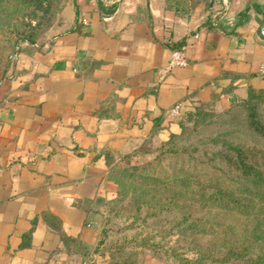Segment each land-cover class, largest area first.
<instances>
[{
  "label": "crops",
  "instance_id": "1",
  "mask_svg": "<svg viewBox=\"0 0 264 264\" xmlns=\"http://www.w3.org/2000/svg\"><path fill=\"white\" fill-rule=\"evenodd\" d=\"M263 24L264 0H217L187 17L164 0L67 1L0 69V264H105L78 244L94 243L115 195L106 159L147 154L199 105L217 113L264 92ZM171 49L186 64L160 79Z\"/></svg>",
  "mask_w": 264,
  "mask_h": 264
},
{
  "label": "trees",
  "instance_id": "2",
  "mask_svg": "<svg viewBox=\"0 0 264 264\" xmlns=\"http://www.w3.org/2000/svg\"><path fill=\"white\" fill-rule=\"evenodd\" d=\"M61 1L60 10L67 0ZM53 2L0 0V22L9 25L16 16L6 17L7 7L16 6L25 10L27 20L21 29L12 28L17 36L1 69L13 53L39 40L52 18ZM185 2L164 0V8L187 17L191 8ZM263 105L264 92L252 89L217 113L199 105L181 117L179 130L167 140L138 150L153 152L146 164L127 165L132 154L111 165L106 159L116 190L103 205H120L123 233L111 239L102 216L94 243L78 244L83 256L106 255L105 264H142L144 252L177 264H264ZM208 127L215 129L200 135Z\"/></svg>",
  "mask_w": 264,
  "mask_h": 264
},
{
  "label": "rangeland",
  "instance_id": "3",
  "mask_svg": "<svg viewBox=\"0 0 264 264\" xmlns=\"http://www.w3.org/2000/svg\"><path fill=\"white\" fill-rule=\"evenodd\" d=\"M70 1V0H67ZM66 1V2H67ZM213 1H217V0H186V2L184 4H186L188 7H190L191 9L189 10V14H191L194 9L196 7H202L203 9H209L213 3ZM65 2V3H66ZM64 3V4H65ZM62 4L61 0H57V3L53 2V14H52V18L48 24V26H46L45 30H42L39 32V39L44 35V33L53 25L57 22L58 17H59V13H60V6ZM64 6V5H63ZM188 14V15H189ZM25 15V10L19 6L13 7V8H9L7 7V15L6 17H15L14 20H8L10 23L9 25L6 24V22L3 20L0 22V69L3 66V63L5 62L6 59V54L8 51V48L10 46L11 43V39H15L16 35V31L13 30L12 28L16 27L18 29H21L22 27V23H25L26 18H24ZM22 21V22H21ZM33 23V22H31ZM8 39H10L8 41ZM186 126H190V122L189 123H185ZM215 128L212 127H208L202 130V132L200 133V135H204L207 133H210L211 131H213ZM153 156V152H148L147 154L144 155H139L138 157L132 158L130 157V159L128 160V164L130 166H142L144 164H146L151 157ZM127 165L125 164H119L118 168L120 167H127ZM123 183H126V180L123 181ZM125 204V203H124ZM120 205H115L110 204L106 206L102 207V212H101V217L103 216V223L102 225H105L107 228H109V236L111 239H119L122 235V229L125 223V219H123L120 216L119 209ZM101 217H100V224H101ZM125 232V230H124ZM125 233H130L129 231H126ZM176 235H173L171 237V241L173 242V240H176ZM148 255L152 258H155L153 256H151V254L149 252H144L142 255H140V259H141V263H143L144 260V256ZM106 256V255H105ZM107 257V256H106ZM158 259V258H155ZM161 260V259H158ZM163 264H177L176 262H173L171 260L168 261H163Z\"/></svg>",
  "mask_w": 264,
  "mask_h": 264
},
{
  "label": "built area",
  "instance_id": "4",
  "mask_svg": "<svg viewBox=\"0 0 264 264\" xmlns=\"http://www.w3.org/2000/svg\"><path fill=\"white\" fill-rule=\"evenodd\" d=\"M259 34L264 37V24L259 29ZM16 53L11 55V60L15 59ZM186 64L185 54L182 49H171L164 67L161 69L160 79H162L165 73H168L176 67H182ZM258 72L264 74V60L258 65ZM180 104L176 103L168 109L170 116H176L179 114Z\"/></svg>",
  "mask_w": 264,
  "mask_h": 264
}]
</instances>
